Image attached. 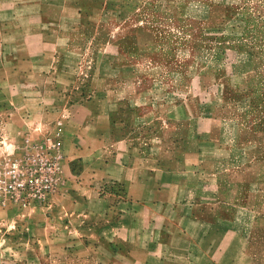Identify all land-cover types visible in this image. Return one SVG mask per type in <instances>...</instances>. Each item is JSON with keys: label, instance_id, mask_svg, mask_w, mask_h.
<instances>
[{"label": "crops", "instance_id": "obj_1", "mask_svg": "<svg viewBox=\"0 0 264 264\" xmlns=\"http://www.w3.org/2000/svg\"><path fill=\"white\" fill-rule=\"evenodd\" d=\"M159 9L0 0V155L60 119L66 153L50 209H0V264H186L204 238L222 124L182 89L190 49Z\"/></svg>", "mask_w": 264, "mask_h": 264}, {"label": "rangeland", "instance_id": "obj_2", "mask_svg": "<svg viewBox=\"0 0 264 264\" xmlns=\"http://www.w3.org/2000/svg\"><path fill=\"white\" fill-rule=\"evenodd\" d=\"M149 1L190 49L182 89L222 124L207 151L218 182L198 210L206 234L186 264H264V0Z\"/></svg>", "mask_w": 264, "mask_h": 264}, {"label": "built area", "instance_id": "obj_3", "mask_svg": "<svg viewBox=\"0 0 264 264\" xmlns=\"http://www.w3.org/2000/svg\"><path fill=\"white\" fill-rule=\"evenodd\" d=\"M65 125L27 138L17 153L0 160V205L19 210L50 209L66 184Z\"/></svg>", "mask_w": 264, "mask_h": 264}]
</instances>
